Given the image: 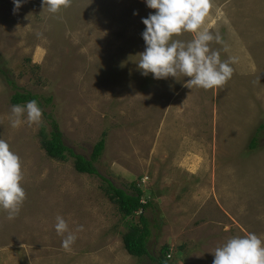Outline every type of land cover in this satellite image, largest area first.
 Wrapping results in <instances>:
<instances>
[{"label":"rangeland","instance_id":"374dc122","mask_svg":"<svg viewBox=\"0 0 264 264\" xmlns=\"http://www.w3.org/2000/svg\"><path fill=\"white\" fill-rule=\"evenodd\" d=\"M13 9L0 0V138L21 159L26 199L14 220L0 210V264H158L164 246L166 264H213L231 238L264 240V0H215L206 27L223 43L210 47L237 62L208 90L185 87L183 75L141 74L142 18L155 11L144 0H71L55 15L42 0ZM16 91L38 96L40 123L25 113L11 126ZM51 121L85 159L105 139L96 175L47 156L40 141ZM109 182L138 187L152 204L149 256L126 252L124 234L142 224L139 214L122 217ZM57 216L77 237L70 250Z\"/></svg>","mask_w":264,"mask_h":264},{"label":"clouds","instance_id":"9594fccd","mask_svg":"<svg viewBox=\"0 0 264 264\" xmlns=\"http://www.w3.org/2000/svg\"><path fill=\"white\" fill-rule=\"evenodd\" d=\"M28 0H12L16 13ZM71 0H42L50 14H58L70 5ZM147 8L155 10L142 18L145 30L142 38L145 50L139 54L138 69L156 80L187 77L185 87L204 90L222 87L231 79L237 62L236 57L222 60L220 51L210 47L211 42L223 43L221 35L213 34L207 27L215 0H144ZM137 13H134V15ZM183 33L194 34L190 41L178 39ZM225 46L224 51H227ZM40 123L43 110L36 100L26 104H14L11 108V126L20 127L24 122ZM24 180L19 155L10 144L0 138V210L14 220L26 199L22 186ZM55 230L64 236L62 247L70 250L77 237L62 216L56 217ZM77 231H83L80 226ZM67 234V235H65ZM213 264H264V240L255 233L234 237L215 249Z\"/></svg>","mask_w":264,"mask_h":264},{"label":"trees","instance_id":"16d2710c","mask_svg":"<svg viewBox=\"0 0 264 264\" xmlns=\"http://www.w3.org/2000/svg\"><path fill=\"white\" fill-rule=\"evenodd\" d=\"M0 73L3 74L0 69ZM30 100H36L41 107V103L38 100V96L33 95L29 92H18L16 91L11 97V104H26ZM50 99L46 100V103ZM51 131L49 133H41V146L47 156L51 159L66 162L68 156L74 159V168L81 174L96 175L97 170L95 169V162L102 154L105 147V139H101L94 147L92 154L89 159H85L80 155H75L69 150L62 141V135L59 127L55 121H51ZM260 130H264V125L260 126ZM254 147L256 145V138L252 141ZM68 154V155H67ZM133 192L127 193L122 189H117L109 182V188L106 190L107 195L112 203L117 206L118 211L123 218H128L139 214V219L142 224L131 225L128 233L124 234L122 241L124 248L128 255L134 258H142L149 256L148 245L150 238V230L148 227V220L144 216V213L148 208L152 207V204L148 201L143 203V191L138 187H132ZM169 252L168 246L162 247L157 262L158 264H166V256Z\"/></svg>","mask_w":264,"mask_h":264}]
</instances>
